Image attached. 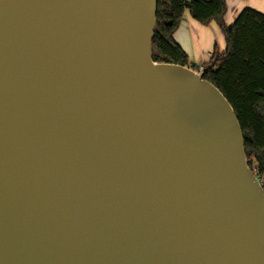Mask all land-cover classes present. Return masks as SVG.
I'll return each mask as SVG.
<instances>
[{
	"label": "water",
	"instance_id": "obj_1",
	"mask_svg": "<svg viewBox=\"0 0 264 264\" xmlns=\"http://www.w3.org/2000/svg\"><path fill=\"white\" fill-rule=\"evenodd\" d=\"M158 0H0V264H264L233 106L156 61Z\"/></svg>",
	"mask_w": 264,
	"mask_h": 264
},
{
	"label": "trees",
	"instance_id": "obj_2",
	"mask_svg": "<svg viewBox=\"0 0 264 264\" xmlns=\"http://www.w3.org/2000/svg\"><path fill=\"white\" fill-rule=\"evenodd\" d=\"M226 9V0H158L152 43L159 52L153 57L192 68L187 53L174 39L184 13L189 11L202 23H218L227 48L223 52L216 49L210 61L203 64L204 77L233 106L249 165L264 187V13L245 7L228 25L224 20Z\"/></svg>",
	"mask_w": 264,
	"mask_h": 264
},
{
	"label": "crops",
	"instance_id": "obj_3",
	"mask_svg": "<svg viewBox=\"0 0 264 264\" xmlns=\"http://www.w3.org/2000/svg\"><path fill=\"white\" fill-rule=\"evenodd\" d=\"M226 24L233 23L239 12L245 7H252L264 13V0H226ZM174 39L182 46L189 57L191 67L196 71L210 61L212 53L217 49L223 52L227 48L224 34L218 23H202L195 19L189 11L182 17Z\"/></svg>",
	"mask_w": 264,
	"mask_h": 264
},
{
	"label": "rangeland",
	"instance_id": "obj_4",
	"mask_svg": "<svg viewBox=\"0 0 264 264\" xmlns=\"http://www.w3.org/2000/svg\"><path fill=\"white\" fill-rule=\"evenodd\" d=\"M200 71H201V69L198 72H200Z\"/></svg>",
	"mask_w": 264,
	"mask_h": 264
}]
</instances>
